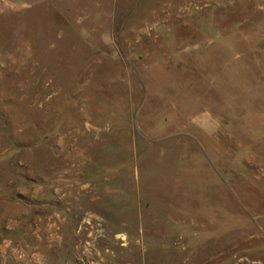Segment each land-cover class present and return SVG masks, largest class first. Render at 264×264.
I'll use <instances>...</instances> for the list:
<instances>
[{"label": "rangeland", "instance_id": "374dc122", "mask_svg": "<svg viewBox=\"0 0 264 264\" xmlns=\"http://www.w3.org/2000/svg\"><path fill=\"white\" fill-rule=\"evenodd\" d=\"M0 264H264V0H0Z\"/></svg>", "mask_w": 264, "mask_h": 264}]
</instances>
